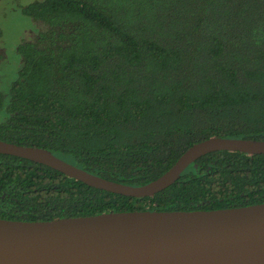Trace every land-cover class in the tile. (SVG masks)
I'll use <instances>...</instances> for the list:
<instances>
[{
	"label": "trees",
	"instance_id": "trees-1",
	"mask_svg": "<svg viewBox=\"0 0 264 264\" xmlns=\"http://www.w3.org/2000/svg\"><path fill=\"white\" fill-rule=\"evenodd\" d=\"M32 20L0 75V140L130 186L210 136L264 140V0H0ZM2 29L0 26V39ZM8 58L0 44V66ZM264 202V154L217 150L153 196L89 186L0 153V218Z\"/></svg>",
	"mask_w": 264,
	"mask_h": 264
},
{
	"label": "water",
	"instance_id": "water-1",
	"mask_svg": "<svg viewBox=\"0 0 264 264\" xmlns=\"http://www.w3.org/2000/svg\"><path fill=\"white\" fill-rule=\"evenodd\" d=\"M228 150L264 154V140L210 136L189 146L156 179L108 180L50 150L0 140V153L38 162L89 186L153 196L197 158ZM0 264H264V202L211 210H132L51 220L0 218Z\"/></svg>",
	"mask_w": 264,
	"mask_h": 264
},
{
	"label": "rangeland",
	"instance_id": "rangeland-1",
	"mask_svg": "<svg viewBox=\"0 0 264 264\" xmlns=\"http://www.w3.org/2000/svg\"><path fill=\"white\" fill-rule=\"evenodd\" d=\"M32 20L18 10H14L10 5L0 9V26L2 36L0 39L1 48L4 50L7 66H0V75L4 84L3 89H7L14 79L17 71L16 58L18 55L15 46L21 41L27 30L31 27Z\"/></svg>",
	"mask_w": 264,
	"mask_h": 264
}]
</instances>
